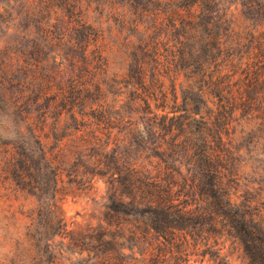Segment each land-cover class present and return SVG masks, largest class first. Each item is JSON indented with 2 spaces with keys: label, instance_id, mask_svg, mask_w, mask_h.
Returning a JSON list of instances; mask_svg holds the SVG:
<instances>
[{
  "label": "rangeland",
  "instance_id": "1",
  "mask_svg": "<svg viewBox=\"0 0 264 264\" xmlns=\"http://www.w3.org/2000/svg\"><path fill=\"white\" fill-rule=\"evenodd\" d=\"M192 2L0 0V264H46L50 259L56 264H101L88 256L102 253L117 258V264H180L184 258V264H200L203 249L204 264H213L208 260L217 254L221 264L245 262L241 244L224 233H206L207 248L190 240L188 255L181 257L188 244L180 234L171 243L135 228L130 217L116 219L120 228L113 232L111 245L88 238L105 226L107 172L158 163L151 156L158 137L150 132L144 113L131 109L143 98L141 90L135 91L134 57L142 60L145 84L151 85L153 73L163 78L167 92L173 86L179 90L187 81L182 75L169 80L173 60L182 53H193L194 59L205 53H245L246 44L217 47L220 40L230 45L226 32L231 26L247 30L244 36L248 26L264 22V12L258 13L264 0H258L262 5L256 0H218L215 10L220 16L225 13L221 24L189 25ZM196 27L197 37L196 31L193 37L185 35ZM82 51L103 84H71L74 57ZM255 51L260 55L253 74L258 81L233 88L264 111V51ZM175 97L167 95L169 101ZM73 104L86 115H70ZM88 106L97 108L91 116ZM245 116L237 114L224 135L230 184L233 193L243 194L250 186L249 198L264 199V117ZM184 150L180 146L165 158L167 166L181 173L175 172L180 181L189 175ZM123 190L129 195L128 188ZM258 205L262 208L252 209L264 225V205ZM57 218L67 224L66 230ZM204 228L209 231L211 226Z\"/></svg>",
  "mask_w": 264,
  "mask_h": 264
},
{
  "label": "trees",
  "instance_id": "2",
  "mask_svg": "<svg viewBox=\"0 0 264 264\" xmlns=\"http://www.w3.org/2000/svg\"><path fill=\"white\" fill-rule=\"evenodd\" d=\"M167 1L179 3L183 0H156L157 5ZM217 2L218 0H193L194 6L188 9L190 13L187 12L188 24H221L225 13L220 16L218 10H215ZM256 3L262 5L258 0ZM262 9L258 13L264 12V6ZM229 29L226 34L230 45L227 46L220 40L221 45L217 48L226 47V50L227 47L238 48L246 44L249 47L247 51L230 56L226 51L224 54L205 53L202 59H194L193 53H182L178 60L171 62L174 73L169 79L171 81L179 75L186 79L187 84H179V90L173 86L172 90L167 92L161 83L163 78L157 79L153 73H150L151 85L145 84V75L142 68H139V61L142 60L134 57L138 63L136 76L133 78L136 81L135 91L138 93L141 90L143 98H140L141 103L135 102L131 109L139 115L144 113L151 128L150 132L159 138L153 142L151 154L158 163L151 167L131 166L126 170L107 172L105 226L99 234L88 236L90 241L99 240L103 244L111 245V242L116 240L113 232L120 228V224L115 223L116 219L130 217L135 222V228L142 229L145 234L153 232L163 239L170 238L167 241L171 243L180 234L182 242L188 244L181 257L188 255L190 240L194 239L207 248L206 233H224L241 244L245 256L243 264H264V225L259 220V213L252 209L254 206L262 208L258 204L262 202L264 205V199L249 198L247 194L250 186L243 190V194H239L238 190L232 192L234 187L230 184L232 174L229 175L227 158L229 149L224 137L237 114L246 115L247 118L253 117L252 119L264 117V111H258L254 104L243 98L237 88H233L234 84H256L258 81V78L253 76L255 62L260 56L255 50L264 51V22L248 26L250 32L244 36L241 35L247 30L239 31L237 26H231ZM194 31L197 37L198 27L192 31L188 30L185 35L193 37ZM181 44H184V41L181 40ZM74 59V78L71 79V84H103V78L100 75L97 77L92 71L91 61L83 51L80 57ZM197 65H200L199 68ZM177 91L180 93L179 100ZM158 93L161 94L160 97H157ZM169 93L176 95L174 100H168ZM74 106L75 104L71 105L70 115H86V110H78ZM88 111L91 116L97 108L90 106ZM12 133L17 135V132ZM28 133L34 137L32 131ZM167 135L174 139L168 142ZM36 138L34 137L35 142L40 144ZM180 146L185 149L181 156L188 158L186 166L189 170L188 177H183L182 181L177 178L175 172L179 175L181 173L165 164L168 152L177 153ZM42 152L43 149L40 148V153ZM42 159H45L44 155ZM234 182L238 185L237 181ZM127 188L129 195L123 190ZM258 208L257 210H260ZM57 219L60 220L62 230H66L67 224H63L61 218ZM205 225L211 226V229L207 231ZM135 236L138 239L136 233ZM102 237L108 239L102 240ZM202 252L199 253L200 264H204L206 255V252ZM219 256L220 254H217L215 259L208 261L221 264ZM88 257L100 259L101 264H117V258L108 253H102L99 257L89 254ZM183 261L185 258L182 264ZM46 264L56 263L50 259ZM118 264L127 263L120 261Z\"/></svg>",
  "mask_w": 264,
  "mask_h": 264
}]
</instances>
